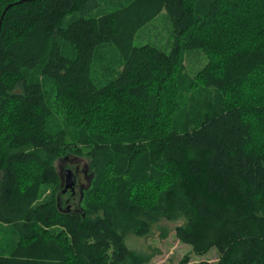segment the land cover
Listing matches in <instances>:
<instances>
[{"label": "trees", "instance_id": "obj_1", "mask_svg": "<svg viewBox=\"0 0 264 264\" xmlns=\"http://www.w3.org/2000/svg\"><path fill=\"white\" fill-rule=\"evenodd\" d=\"M19 1L0 0V264H143L124 235L160 219L217 250L198 264H264V0ZM161 15L169 42L135 45ZM72 154L77 198L54 166Z\"/></svg>", "mask_w": 264, "mask_h": 264}, {"label": "rangeland", "instance_id": "obj_2", "mask_svg": "<svg viewBox=\"0 0 264 264\" xmlns=\"http://www.w3.org/2000/svg\"><path fill=\"white\" fill-rule=\"evenodd\" d=\"M161 16L139 31L134 41L135 45L150 43L163 46L169 42V24L164 20L166 19L165 16ZM205 62L206 58L202 57L200 53H190L185 59L186 70L190 75H193L204 66ZM185 96L188 98L190 94ZM89 163L90 158L85 155L72 154L57 159L54 166L60 179L61 188L63 189L65 185L64 173L71 171L76 179L75 192L77 198L78 194L88 186L91 179ZM76 201L73 200L72 205ZM183 224L184 220L182 219L177 221L160 219L150 224L146 235L137 236L134 233H127L124 235L123 242L129 251L144 259L143 264H198L205 261H217L219 257L217 250L212 249L204 255H197L191 246L179 240L176 231Z\"/></svg>", "mask_w": 264, "mask_h": 264}, {"label": "flooded vegetation", "instance_id": "obj_3", "mask_svg": "<svg viewBox=\"0 0 264 264\" xmlns=\"http://www.w3.org/2000/svg\"><path fill=\"white\" fill-rule=\"evenodd\" d=\"M67 174H68V171H66V172L64 173V177H65V185H64V187H63V189H62V191H61V195H66V194H68V195H70L71 197H74V196L76 195V192H75L76 179H75L74 174H73V176L71 175V177H70L68 180H69L70 182H71L72 180H75L74 188H72L73 190L67 189V190L65 191V187H66V184H67ZM68 201H69V199L66 200V203H68Z\"/></svg>", "mask_w": 264, "mask_h": 264}, {"label": "water", "instance_id": "obj_4", "mask_svg": "<svg viewBox=\"0 0 264 264\" xmlns=\"http://www.w3.org/2000/svg\"><path fill=\"white\" fill-rule=\"evenodd\" d=\"M26 1H28V0H20L18 3H23V2H26ZM11 7H12V5H8V6L5 8V10H4V12H3V15L1 16V20H2V18H3V16H4V14L6 13V11H7L9 8H11ZM71 175L73 176L72 172H71V171H68V174H67V184H66V187H65V191H66L67 189L73 190L72 188H74L75 180H72L71 182L68 180V179L71 177Z\"/></svg>", "mask_w": 264, "mask_h": 264}]
</instances>
